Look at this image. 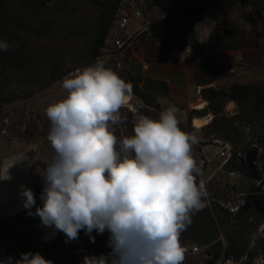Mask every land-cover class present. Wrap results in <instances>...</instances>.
Wrapping results in <instances>:
<instances>
[{"label": "clouds", "instance_id": "clouds-1", "mask_svg": "<svg viewBox=\"0 0 264 264\" xmlns=\"http://www.w3.org/2000/svg\"><path fill=\"white\" fill-rule=\"evenodd\" d=\"M8 49L0 40V50ZM67 95L45 109L52 154L42 169V206L33 191L20 193L28 215L76 241L80 231L109 233L111 252L85 255L81 264H183L187 249L180 236L209 197L193 156L198 138L179 125L177 109L157 119L139 115L134 134L118 140L112 126L122 123L120 109L133 95L105 61L65 77ZM0 264H52L39 252Z\"/></svg>", "mask_w": 264, "mask_h": 264}, {"label": "rangeland", "instance_id": "rangeland-1", "mask_svg": "<svg viewBox=\"0 0 264 264\" xmlns=\"http://www.w3.org/2000/svg\"><path fill=\"white\" fill-rule=\"evenodd\" d=\"M136 7L141 8L144 21L140 19L134 21L129 30L125 32L127 34L123 35L121 32L117 34L120 39L131 36L133 43L131 39L129 49L133 46H144L152 54L163 55L160 47L166 49L167 47L164 46L175 40L176 33H183L180 30L182 25L178 21L179 18L187 12H197L188 19V22L195 37L203 45L207 46L210 42L215 43L219 40L227 43L239 40L244 42V48L234 49L233 55L240 54L246 73L233 76L226 70L223 75L224 79L217 82L216 77L211 86L223 92H227L233 83L264 88V47L261 48V45L264 46V0H242L240 4L234 5L232 8L227 5L222 7L221 4L214 6L212 0H124L119 13L121 15V13L132 11ZM81 13L86 20H92V22H95V16L96 18L99 16L98 12L88 6L83 9L81 7ZM162 17L175 19L176 30H178L172 32L169 31V28H164L162 32L156 33V37H150L146 31L138 29L139 25L144 23V27L154 26L159 23ZM115 26L116 22L113 24L114 31H116ZM254 41L258 43L256 48L251 46ZM79 43L76 47L79 48L78 53L83 55L85 48H82L81 42ZM117 51L118 49L111 48L108 40L101 51L100 58L105 61L106 67L111 68L125 80L126 72L117 65L118 62L122 63V57L117 56ZM189 54L190 49L187 55ZM209 60L200 59L204 77L211 73ZM96 61H84L82 64L75 62L71 65L72 67L68 66L70 71L59 81L26 99L5 104L0 108V220L13 217L25 210L23 198L20 195L22 188H30L40 200V194L44 187L42 169L46 167L45 162L52 154L51 146L47 141L50 122L45 115V109L67 95L62 88V81L65 77H69ZM144 108L147 107L143 106L137 98L131 96L120 109L123 122L113 125V131L116 128L124 130L126 125L134 124L139 115L145 114ZM242 111L241 104L225 101L223 107L225 119L234 123L235 127L244 135L242 143L239 142V144L248 145L245 149L239 150V147L231 146L230 142L213 137V133L205 128L211 122L212 114L203 117L193 115L197 118L192 123L190 122L189 129H184V131L195 135L198 141L204 144L200 147L201 155L193 148V156L202 172V176L197 179L202 178L205 181L210 195L206 200V207L200 210V214L197 216L201 220L202 218L205 220L207 216L206 221L210 222L208 232L211 233L213 241L204 243V238L200 241L193 240L191 238L193 233L205 232L206 229L204 226H200L201 222L197 223V228H193L190 224L180 236L182 246L187 249L183 264H242L241 262L244 260V257L241 259L230 257L223 260V250L227 246L223 236L228 232H237L240 238H243L244 235L246 238V233L241 232L239 226H235L236 224L231 221H221L224 220V214H226L223 213V209L228 212L225 208L242 207V204L245 206L257 199H264V149L258 139L260 135L264 134V111L257 115L256 120H253L249 115L245 116ZM204 117H208L209 121H206ZM225 143L230 144L231 153L232 151L237 152L238 161L242 162L245 171H232L234 173L230 175L231 171L225 170L226 164L223 161L226 155L221 156ZM250 159L256 162L253 175L247 169ZM249 222L253 228L254 237L248 244L251 247L254 243L256 249V245L260 246L261 244L258 242L259 239L264 241V216L262 217L257 210L256 217L246 221L245 224H250ZM214 229H217L215 235L213 234ZM219 241L222 251L220 250V255L216 256L215 251H219V247L214 248V246ZM193 248L197 249L194 251ZM261 253L260 250L253 264H257L259 258L264 261V253Z\"/></svg>", "mask_w": 264, "mask_h": 264}, {"label": "trees", "instance_id": "trees-1", "mask_svg": "<svg viewBox=\"0 0 264 264\" xmlns=\"http://www.w3.org/2000/svg\"><path fill=\"white\" fill-rule=\"evenodd\" d=\"M124 0H0V40L7 41L8 49L0 50V108L5 104L26 99L51 84L62 79L75 62L82 64L84 61L97 60L101 56V51L109 35L113 32V24L118 18L121 4ZM213 5L221 4L232 8L242 0H212ZM88 6L98 12L99 16L95 22L88 21L82 16L81 7ZM197 12H187L179 18L183 33H176L174 41L164 47H175L179 51L190 49L188 55L189 64L194 70L196 84L199 87V95L207 105L200 111L190 112L191 116L203 117L212 114L211 122L205 127L213 137L230 142L231 146L245 149L248 145L242 143L243 134L235 127L234 123L226 120L223 114L225 101H233L242 105V114L251 116L256 120L258 114L264 111V88L240 83H233L227 92L215 89L211 84L215 81L218 73V53L244 48L243 41L227 43L217 41L203 45L195 37L188 19ZM175 19L162 17L159 23L148 25L147 30L150 37H156V33L162 32L164 28L169 31L176 30ZM258 35V34H257ZM258 38V36H256ZM84 51L82 55L78 53L76 46L80 44ZM257 42L251 46L256 48ZM86 50V53H85ZM77 57V58H76ZM200 59H210V71L208 76H203V68ZM69 66V67H68ZM125 82L139 84L140 80L131 77L127 72ZM142 90L155 98L158 95L165 96L168 87L165 82L145 80ZM245 104V105H244ZM244 106V107H243ZM144 115L157 119L160 113L144 108ZM183 130L190 128V120L179 125ZM122 127V126H121ZM113 134L118 140L134 134V124H128L124 130L116 128ZM206 139V138H205ZM264 149V134L258 137ZM238 141V143H237ZM204 145L201 141L193 148L200 153V147ZM201 155V153H200ZM237 152L231 153L227 161L225 170L245 171L242 162L239 163ZM256 162L253 159L248 162V171L255 173ZM258 171V170H257ZM35 195V194H34ZM36 204L32 212L37 207L42 206V201L36 196ZM264 199H257L248 202L245 206H240L238 212L229 214L222 210L224 220L233 222L239 226L241 232L246 233L240 238L237 232H228L223 236L226 241V248L223 250V260L235 257L241 259L242 264H253L256 255L261 250L264 253V241L259 239L260 246L254 243L249 247V241L254 237V231L246 221L256 217L257 210L264 216ZM205 213V211H204ZM200 212L192 215V227L197 228V223H202L205 232L198 231L192 234V239L200 241L204 238V243H211L213 238L208 232L210 222L206 218L199 219ZM199 219L198 221H195ZM219 219V218H218ZM201 220V221H200ZM218 228V227H217ZM198 230V229H197ZM253 231V232H252ZM217 229H214L215 235ZM92 236L95 242H91L89 237L80 231L76 241L65 242L66 237L62 232H55L41 224L38 216L28 215L27 210L19 214L0 220V260L7 261L9 257L13 260L19 259L22 252H39L52 264H81L85 255L108 254L111 248L107 241L109 233L98 234L93 231ZM187 239L188 237H184ZM257 243V242H256ZM219 247L216 256L220 255L221 242L215 244ZM214 252V253H215ZM261 253V254H262Z\"/></svg>", "mask_w": 264, "mask_h": 264}, {"label": "crops", "instance_id": "crops-1", "mask_svg": "<svg viewBox=\"0 0 264 264\" xmlns=\"http://www.w3.org/2000/svg\"><path fill=\"white\" fill-rule=\"evenodd\" d=\"M134 21H137V19L130 20L128 30ZM147 31L146 33H148ZM263 47L261 45V48ZM168 49L160 47L163 55H155L150 53L144 46H133L131 49L126 50L124 54H117V56L122 57V63L118 62L117 65L122 67L131 77L140 80L137 85L141 89L145 80L165 82L168 87L167 95H158L155 98L151 96L160 106L158 113L170 107H175L180 123H186L188 120L192 123L197 117L191 116L190 119V112L202 110L207 103L199 95L200 89L196 84L194 70L187 60L188 55L185 50ZM233 53L234 50L218 53L217 82L224 79L223 75L231 63ZM196 106H199L200 109H195ZM205 120L209 121L208 117Z\"/></svg>", "mask_w": 264, "mask_h": 264}, {"label": "built area", "instance_id": "built-area-1", "mask_svg": "<svg viewBox=\"0 0 264 264\" xmlns=\"http://www.w3.org/2000/svg\"><path fill=\"white\" fill-rule=\"evenodd\" d=\"M134 1H137V0H134ZM131 19H137V20H143L144 21V18H143V12L141 10V8L139 7H136L135 9H133L132 11H129V12H123L118 14V18L117 20L115 21L116 22V31L113 30V32L109 35L107 41L109 40L110 41V45H111V48L116 50L118 49V54H121L123 52H125L126 50L129 49L130 47V44H131V36H127L126 39H120L119 36H117L118 33H124L128 31V25L130 23V20ZM145 26V23L144 24H140L139 28L140 31H147V27H144ZM148 32V31H147ZM127 34V33H125ZM173 38V37H172ZM171 38V39H172ZM174 39V38H173ZM185 51H187V53H189V48L187 47L185 49ZM228 72L233 75V76H239V75H244L246 73V68H245V65L242 61V58L240 56L239 53H235V55H233V59H232V63L231 65L228 67ZM196 109L199 110V106H196ZM230 144L228 143H225L224 145V151H221V156H225L224 158V161L223 163L226 164L227 161L230 159L231 157V148H230ZM234 172H230L229 174L232 175ZM244 205V204H242ZM240 207H235V208H225L227 209V211L230 213V214H235L236 212H238ZM194 251L197 249V248H193ZM260 261V263H259ZM259 261L258 263L259 264H264V261L262 259L259 258ZM257 263V264H258Z\"/></svg>", "mask_w": 264, "mask_h": 264}, {"label": "water", "instance_id": "water-1", "mask_svg": "<svg viewBox=\"0 0 264 264\" xmlns=\"http://www.w3.org/2000/svg\"><path fill=\"white\" fill-rule=\"evenodd\" d=\"M133 86V95L135 98H137L142 104L143 106L150 108L154 111L159 112L160 111V106L158 103L155 102V100L148 95L147 93H145L139 85L137 84H132Z\"/></svg>", "mask_w": 264, "mask_h": 264}]
</instances>
